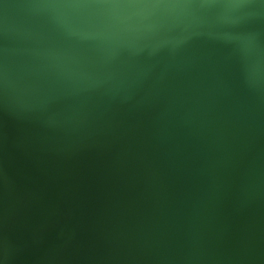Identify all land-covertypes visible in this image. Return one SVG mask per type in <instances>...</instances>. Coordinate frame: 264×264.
<instances>
[{
	"label": "rangeland",
	"instance_id": "374dc122",
	"mask_svg": "<svg viewBox=\"0 0 264 264\" xmlns=\"http://www.w3.org/2000/svg\"><path fill=\"white\" fill-rule=\"evenodd\" d=\"M221 1L0 0V88L12 102L0 108L20 123L81 133L122 111L168 57L178 64L129 114L146 130L115 124L136 149L108 175L129 148L109 134L0 143L1 246L13 222L17 240L44 239L32 264H264V36L227 48ZM196 14L208 19L190 23ZM90 168L77 229L46 238L73 218Z\"/></svg>",
	"mask_w": 264,
	"mask_h": 264
},
{
	"label": "water",
	"instance_id": "95a60500",
	"mask_svg": "<svg viewBox=\"0 0 264 264\" xmlns=\"http://www.w3.org/2000/svg\"><path fill=\"white\" fill-rule=\"evenodd\" d=\"M174 4L175 5H173V7L175 9L173 10V12L175 15V13L181 12L180 9H182L184 5L181 4L180 2H177ZM168 8L164 9V11L160 13V16L163 15L164 12H167ZM192 9H195V7H192ZM218 12H220V15H221V23H222L223 29L226 28V30L227 29L229 30V31H224L225 39L235 38L234 40H231L228 43L227 48H230L231 46L237 47L239 44H241L240 42H242L246 37H250V36L257 37L258 36L260 39L263 38L264 36V0H223L219 4V10L215 11L214 13L217 14ZM202 19H204L205 21L208 18H204L196 14L194 15V17H192L190 23H192V20L199 22ZM176 22L177 21L175 20V16H173V18L171 19V23H176ZM256 25H257V28H253V27H256ZM232 26H234V30H232L233 29ZM243 27H244V31L242 33L244 34H242L239 31V29ZM6 44L8 43H0V48H3L1 47V45H6ZM20 48H22V45H16V44H10L9 48L7 46L5 47L6 50H12V49L18 50ZM169 64L178 65L176 61L168 57L165 60L162 68L158 71V73L155 75L153 80L148 84V86L140 94H138L122 111L115 113L112 117H110L104 123L98 126L92 127L88 130H85L81 133L68 134V133H59V132H54V131L37 129L35 127L26 125L25 123H20L16 120L11 119L0 108V131H4L5 133V131L7 130L9 132L15 133V135L9 132L5 133L4 135L0 134V143L3 144L4 146V144L8 141L17 142V143H21V146L23 147L25 146L27 147L28 146L27 142L31 141V139H44V140L65 142V143H78V142H82V141L94 138L99 135L109 134L112 137L114 136L113 138H115L114 139L115 141L128 143L129 148L123 155H121L118 159L114 160L101 173L103 175H108V173L115 166L120 164V162L124 158L131 155L136 149V145L134 141L123 137L120 134V129L116 127L115 124L118 121L128 122L132 124L134 128H137L140 130H146L148 124H145V125L140 124L136 119L130 117L129 114L142 100H144V98L148 95L153 85L156 83L159 77L163 74V72L166 70ZM0 98L4 100L5 102H7V104L9 105L12 104L8 96L3 92L1 88H0ZM53 115L54 113L48 114L46 115V117H51ZM46 119H50V118H46ZM4 136L7 138L6 140L4 139ZM31 151H33V149H31ZM95 172L96 170L94 168H90L82 180L81 187H80L77 199L74 204L73 218L68 223H64L63 225L51 231L49 235L46 236V238L47 237L51 238L56 233H58L61 229L68 226V224L70 223L74 226V229L76 228V223H77L78 214H79V210L81 206V200L83 198L84 191L88 185L91 174ZM18 183H20L18 185H20V187L23 188L26 192L31 193L32 197H34L36 201L38 200L37 189L33 192V187H32L33 181L25 180V181L18 182ZM2 202H3V197L2 198L0 197V208L3 206ZM11 205H14L13 200H12ZM11 208H12V211L13 209H15L13 206ZM25 216L26 215H23L22 218L24 219ZM36 216L38 219L37 209L35 213H32L33 218ZM33 225L37 226L38 220H37V223L35 221H32V226ZM32 226L30 225L29 229L30 228L33 229ZM15 229L16 228L13 227L12 233L9 234L13 238H11L9 243H6L4 245V248H2V251L0 253V264H32V256L36 251L39 250V247L44 242V239L37 238L32 241H29L28 237H22L17 240L16 236H14L13 234V233H16L17 229L16 230ZM75 237L80 243L84 244L85 246L94 248V246H92L87 241H85L78 234V232L77 233L75 232Z\"/></svg>",
	"mask_w": 264,
	"mask_h": 264
},
{
	"label": "crops",
	"instance_id": "0c3cea01",
	"mask_svg": "<svg viewBox=\"0 0 264 264\" xmlns=\"http://www.w3.org/2000/svg\"><path fill=\"white\" fill-rule=\"evenodd\" d=\"M30 197L32 198V194L30 193ZM30 205H31V203H30ZM28 208V207H27ZM30 209V213H28V211L26 212V216H27V219H30V220H32L33 221V217H32V211H33V209L32 208H29ZM28 209V210H29ZM14 211V210H13ZM22 222H26L25 221V218L23 219L22 218ZM37 216L36 217H34V221L37 223ZM12 224H13V222L11 223V228L13 229V227H12ZM31 224V226H32V222L30 223ZM19 227H22V223L20 224V226ZM30 230H32L31 228H30ZM14 234V236H15V233H13ZM22 235V237H27V235H25V234H21ZM11 238H13V237H11ZM10 238V239H11ZM1 243H2V241L0 240V253H1V251H2V248H4V245L3 246H1Z\"/></svg>",
	"mask_w": 264,
	"mask_h": 264
}]
</instances>
